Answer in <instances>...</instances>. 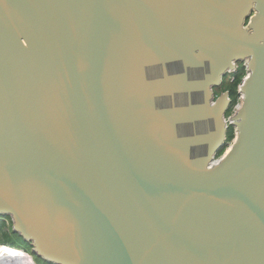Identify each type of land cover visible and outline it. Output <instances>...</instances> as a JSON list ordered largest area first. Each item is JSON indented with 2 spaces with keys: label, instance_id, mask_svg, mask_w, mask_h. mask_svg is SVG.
<instances>
[{
  "label": "water",
  "instance_id": "water-1",
  "mask_svg": "<svg viewBox=\"0 0 264 264\" xmlns=\"http://www.w3.org/2000/svg\"><path fill=\"white\" fill-rule=\"evenodd\" d=\"M4 217L47 264H264V0H0Z\"/></svg>",
  "mask_w": 264,
  "mask_h": 264
},
{
  "label": "trees",
  "instance_id": "trees-1",
  "mask_svg": "<svg viewBox=\"0 0 264 264\" xmlns=\"http://www.w3.org/2000/svg\"><path fill=\"white\" fill-rule=\"evenodd\" d=\"M245 76H246V68L242 62H239L236 72H234L233 74H229L225 79V83H223V85L221 86V89H223V86H226L225 87L227 88L226 91H230V98L232 100V103L230 105L229 112L234 110L235 106L240 100L239 85L242 83L243 78ZM234 137H235L234 128L230 126L227 134V143H231ZM224 152H225V148L218 153V157H220ZM5 219L6 220L0 219V245H3V247H6L7 245L12 246L13 239L15 237L12 231L10 218L6 217ZM8 227L10 228L9 231H7ZM5 254H9V252H5Z\"/></svg>",
  "mask_w": 264,
  "mask_h": 264
},
{
  "label": "rangeland",
  "instance_id": "rangeland-1",
  "mask_svg": "<svg viewBox=\"0 0 264 264\" xmlns=\"http://www.w3.org/2000/svg\"><path fill=\"white\" fill-rule=\"evenodd\" d=\"M246 77V76H245ZM244 77V78H245ZM243 78V79H244ZM240 86V85H239ZM226 86H223V89H221L220 91L221 92H226V89L227 88H225ZM240 102H241V97H240V100H239V102L237 103V105L235 106V108H234V110L233 111H231V112H229V110H228V112H227V115H226V117H227V120L235 113V111L237 110V108L239 107V105H240ZM234 140V139H233ZM232 143H233V141L231 142V143H227V145L225 146V151H227L229 148H230V146L232 145ZM225 153V152H224ZM223 153V154H224ZM222 154V155H223ZM221 155V156H222ZM220 156V157H221ZM9 227L7 228V231H9ZM11 231V230H10ZM15 235V237H14V239H13V243H12V246H14V247H12V246H6V247H3V248H7V250H13V253H19V254H21V255H24V256H30V254L32 255V251H31V248H30V246L27 244V243H25L20 237H18L16 234H14ZM0 246H3V245H0ZM20 248H22V249H20ZM19 249L21 250V251H23V254H22V252L21 251H19ZM30 254H29V253ZM33 258H34V261H35V263L36 264H45V262L44 261H42V260H40L39 258H36V257H34L33 256Z\"/></svg>",
  "mask_w": 264,
  "mask_h": 264
},
{
  "label": "bare ground",
  "instance_id": "bare-ground-1",
  "mask_svg": "<svg viewBox=\"0 0 264 264\" xmlns=\"http://www.w3.org/2000/svg\"><path fill=\"white\" fill-rule=\"evenodd\" d=\"M19 251H21L19 249ZM5 252H9V254H5ZM23 254V251H21ZM34 259L29 256H24L19 253H13V250H7V248H3L0 246V264H34Z\"/></svg>",
  "mask_w": 264,
  "mask_h": 264
},
{
  "label": "flooded vegetation",
  "instance_id": "flooded-vegetation-1",
  "mask_svg": "<svg viewBox=\"0 0 264 264\" xmlns=\"http://www.w3.org/2000/svg\"><path fill=\"white\" fill-rule=\"evenodd\" d=\"M239 64V63H238ZM238 64L236 65V69H237V66H238ZM235 72H236V70H235ZM234 73V72H233ZM233 73H229V74H233ZM229 74H227L226 75V77L229 75ZM226 77L224 78V82L223 83H225V79H226ZM223 85V84H222ZM221 90V87L220 88H218V89H216V95L217 96H219L222 92L220 91ZM229 95H230V91H229ZM6 218V217H5ZM5 218H0V219H2V220H6ZM32 256V255H31ZM34 259V258H33ZM45 264H47V263H45Z\"/></svg>",
  "mask_w": 264,
  "mask_h": 264
},
{
  "label": "built area",
  "instance_id": "built-area-1",
  "mask_svg": "<svg viewBox=\"0 0 264 264\" xmlns=\"http://www.w3.org/2000/svg\"><path fill=\"white\" fill-rule=\"evenodd\" d=\"M29 253V252H28ZM30 254V253H29ZM31 255V254H30ZM32 258H33V256H31ZM34 264H36L35 262H34Z\"/></svg>",
  "mask_w": 264,
  "mask_h": 264
}]
</instances>
